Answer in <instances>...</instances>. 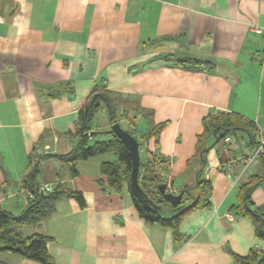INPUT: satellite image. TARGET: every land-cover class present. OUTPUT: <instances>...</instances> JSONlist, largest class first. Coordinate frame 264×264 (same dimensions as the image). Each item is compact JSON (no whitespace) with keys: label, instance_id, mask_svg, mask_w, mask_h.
<instances>
[{"label":"crops","instance_id":"crops-1","mask_svg":"<svg viewBox=\"0 0 264 264\" xmlns=\"http://www.w3.org/2000/svg\"><path fill=\"white\" fill-rule=\"evenodd\" d=\"M98 87L165 123L145 146L170 158L171 190L192 185L198 162L187 160L208 113H240L264 140V0H0V207L16 215L31 199L21 183L29 156L38 163L35 186L60 183L85 200L80 207L61 197L43 221L21 226L23 234L50 236L55 264H239L231 252L262 246L233 205L239 183L264 175V164L235 132L205 153L209 204L182 217L177 238L145 221L126 191L99 184L112 153L77 161L71 175L56 154L78 141L77 111ZM92 124L89 131L109 126ZM251 196L264 208V182ZM0 259L41 264L11 252Z\"/></svg>","mask_w":264,"mask_h":264},{"label":"trees","instance_id":"trees-1","mask_svg":"<svg viewBox=\"0 0 264 264\" xmlns=\"http://www.w3.org/2000/svg\"><path fill=\"white\" fill-rule=\"evenodd\" d=\"M101 109L107 116L108 128L89 131L92 121ZM115 121L135 137L139 151L144 149L145 158L139 153L137 182L143 195L156 204L159 207L158 210L145 206L133 192L130 184L131 157L129 151L110 130L111 124ZM164 124V122L154 123L152 112L141 107L136 101L120 100L118 95L111 90L98 87L91 92L77 111L74 133L79 136L78 141L68 152L56 154V156L67 164L71 175H76L77 161L108 152L112 153L115 158L102 162L100 165V173L104 179H99V184L111 191H126L138 214L145 221L158 222L170 227L177 238L178 225L182 217L196 208L209 204V184L200 176L205 161L204 156L208 149L236 131H243L247 134L248 143L253 145L254 150L261 145L262 140L256 139L257 126L252 119L226 110L208 113L202 118V130L196 137L194 153L187 160V164L198 162V167L194 171L196 179L192 185L175 192L171 190L170 184L165 179L170 158L158 151L153 154L145 146L150 139L157 138ZM98 133H106V136L103 139H92ZM210 135L215 140L212 144H207L206 139ZM256 155L264 164V143ZM28 159V169L24 172L21 183L23 189L30 192L31 199L26 207L16 215L0 207V253L11 252L41 264H55L46 247L51 237L43 233L25 235L20 227L43 221L54 210L55 203L61 197L75 199L80 207L85 206V200L80 191L70 189L60 183L50 191H39V187L35 186L34 182L38 171L37 160H33L31 156ZM263 182L264 175H251L238 186L239 202L233 205V209L236 214L250 218L254 234L262 243L261 247L250 249L245 255L231 252L233 259L239 264H264V208L256 207L251 196L253 190ZM161 185H165V192L174 195L181 193L180 201L174 205L164 199L160 190ZM168 210H171L172 214L164 215ZM0 264L8 263L0 259Z\"/></svg>","mask_w":264,"mask_h":264},{"label":"water","instance_id":"water-1","mask_svg":"<svg viewBox=\"0 0 264 264\" xmlns=\"http://www.w3.org/2000/svg\"><path fill=\"white\" fill-rule=\"evenodd\" d=\"M110 130L118 139H120L124 143V145L127 147L129 151L131 157L130 184L133 188L134 194L145 206L158 210L159 207L143 195V192L140 190L137 182L139 159H140L138 142L136 141L135 137L127 130L122 128L119 122L117 121L111 124ZM160 190L163 193V198L168 200L172 204L175 205L180 201L181 193L174 195L165 192V185H161Z\"/></svg>","mask_w":264,"mask_h":264},{"label":"built area","instance_id":"built-area-1","mask_svg":"<svg viewBox=\"0 0 264 264\" xmlns=\"http://www.w3.org/2000/svg\"><path fill=\"white\" fill-rule=\"evenodd\" d=\"M253 30L256 32V33H262L263 32V29L261 28V27H256V26H254L253 27ZM258 58V57H257ZM229 140V138L228 137H225L224 138V141L226 142V141H228ZM263 143H264V140H262L261 141V145H263ZM261 145L260 146H258L256 149H255V154L261 149ZM151 150V152H153V154H155V153H157V151L156 150H152V149H150ZM167 157V156H166ZM161 164H159V166H160ZM38 190L39 191H41V192H45V191H50V190H52V186L51 185H49V184H44V185H42L40 188H38ZM24 193V195H25V197H31V194H30V192L29 191H27V190H24V191H22V194ZM20 192H17V196L18 197H20Z\"/></svg>","mask_w":264,"mask_h":264},{"label":"rangeland","instance_id":"rangeland-1","mask_svg":"<svg viewBox=\"0 0 264 264\" xmlns=\"http://www.w3.org/2000/svg\"><path fill=\"white\" fill-rule=\"evenodd\" d=\"M94 124H97L99 127H103L105 125V123L107 122V116L105 114V111L103 109H101L97 115L94 118V121H92ZM94 124H92V126H94ZM102 129V128H100ZM235 133L242 135L245 140H247V134L245 132H241V131H236ZM258 159V158H257Z\"/></svg>","mask_w":264,"mask_h":264}]
</instances>
